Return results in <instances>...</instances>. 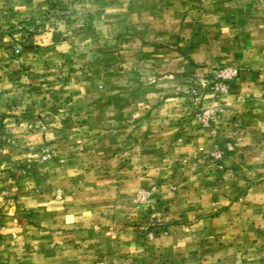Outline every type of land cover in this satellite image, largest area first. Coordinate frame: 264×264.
<instances>
[{
	"label": "rangeland",
	"instance_id": "374dc122",
	"mask_svg": "<svg viewBox=\"0 0 264 264\" xmlns=\"http://www.w3.org/2000/svg\"><path fill=\"white\" fill-rule=\"evenodd\" d=\"M0 264H264V0H0Z\"/></svg>",
	"mask_w": 264,
	"mask_h": 264
}]
</instances>
